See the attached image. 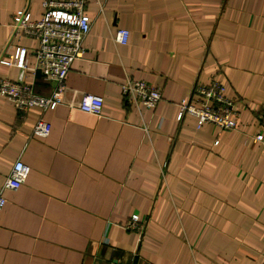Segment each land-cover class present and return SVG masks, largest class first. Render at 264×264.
<instances>
[{"label":"crops","instance_id":"obj_1","mask_svg":"<svg viewBox=\"0 0 264 264\" xmlns=\"http://www.w3.org/2000/svg\"><path fill=\"white\" fill-rule=\"evenodd\" d=\"M43 1L0 0V58L27 48L26 78L49 96L33 74L38 41L13 29L18 11L41 19ZM87 14L85 56L45 114L48 136L30 137L37 112L0 95V264H264V0H88ZM20 72L0 63V76ZM127 78L164 99L132 102ZM214 79L239 102L235 130L180 113ZM85 93L103 97L100 115L79 108ZM18 158L30 174L3 190ZM133 215L143 234L126 227Z\"/></svg>","mask_w":264,"mask_h":264},{"label":"built area","instance_id":"obj_2","mask_svg":"<svg viewBox=\"0 0 264 264\" xmlns=\"http://www.w3.org/2000/svg\"><path fill=\"white\" fill-rule=\"evenodd\" d=\"M88 0H44L41 19H32L31 13L21 10L13 16L14 34L38 41L33 50L35 66L33 74L41 73L44 80L52 84L49 96L35 92L33 83L27 80V56L25 47H18L13 55L1 57L0 63L21 69L17 79L0 76V95L21 113L37 112L38 118L30 137H46L51 131V123L45 118L49 110L55 109L64 100L66 77L72 64L85 56L84 40L92 30V18L87 14ZM130 31L119 29L113 36L116 43L127 44ZM123 95L132 102L153 110L164 99L161 88L143 80L127 78L121 85ZM191 97L179 103L182 115H190L197 120V126L210 124L221 130L236 129L239 116L238 100L227 95L226 85L218 80L209 84L196 83ZM104 106L101 96L85 93L79 108L88 114L100 115ZM264 119V115L262 116ZM254 139L264 144V125ZM30 174V166L18 158L3 183V190H17ZM6 198L0 193V209ZM131 231L143 234V224L138 215H133L127 226Z\"/></svg>","mask_w":264,"mask_h":264},{"label":"trees","instance_id":"obj_3","mask_svg":"<svg viewBox=\"0 0 264 264\" xmlns=\"http://www.w3.org/2000/svg\"><path fill=\"white\" fill-rule=\"evenodd\" d=\"M195 85H196V84H195ZM261 121H262V122H261V123H262V125H264V119H261ZM262 125H261V127H262Z\"/></svg>","mask_w":264,"mask_h":264}]
</instances>
